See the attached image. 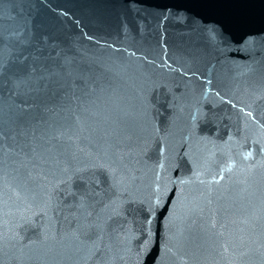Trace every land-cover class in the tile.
<instances>
[{
  "label": "water",
  "instance_id": "95a60500",
  "mask_svg": "<svg viewBox=\"0 0 264 264\" xmlns=\"http://www.w3.org/2000/svg\"><path fill=\"white\" fill-rule=\"evenodd\" d=\"M0 264H264V0H0Z\"/></svg>",
  "mask_w": 264,
  "mask_h": 264
}]
</instances>
